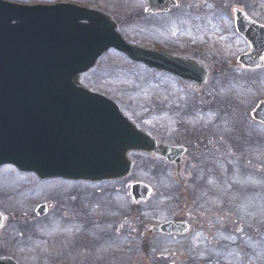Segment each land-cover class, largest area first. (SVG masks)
Instances as JSON below:
<instances>
[{"label": "water", "instance_id": "95a60500", "mask_svg": "<svg viewBox=\"0 0 264 264\" xmlns=\"http://www.w3.org/2000/svg\"><path fill=\"white\" fill-rule=\"evenodd\" d=\"M150 2L154 12L175 5ZM236 26L252 47L239 62L263 66L264 28L242 14ZM110 49L187 80L202 82L206 75L197 61L128 45L113 20L98 11L24 8L0 0V165L13 164L42 179L98 182L126 176L130 151L154 148L113 102L80 83ZM253 118L264 123V104ZM131 193L138 200L150 189L137 184Z\"/></svg>", "mask_w": 264, "mask_h": 264}, {"label": "rangeland", "instance_id": "374dc122", "mask_svg": "<svg viewBox=\"0 0 264 264\" xmlns=\"http://www.w3.org/2000/svg\"><path fill=\"white\" fill-rule=\"evenodd\" d=\"M24 1L34 2V0ZM179 1L183 4V7L192 2V0ZM208 1L209 8L199 12L200 6L208 4ZM238 1L206 0L196 5L199 7H193L185 14L171 11L167 16H157L145 25L134 15L138 2L143 6L145 5L143 0H111V2L101 0L100 3L97 2V5L115 16L116 13L126 16L121 21L120 31L129 43L149 50H156L160 45L167 43L166 46L168 47L165 51L168 53L174 55L176 52H181L186 56L184 58H190L193 55L194 58H198L208 64L210 68L215 69L218 64H226L228 67L235 68L233 62L235 63L240 54L248 51V46L244 41L232 40L234 38L232 9L237 8L243 11L249 19L264 26V5H253L259 0H251V4L249 0H245L244 4H237ZM93 3L96 4V1ZM140 17L143 18L142 13ZM217 36L221 37V41H224L226 47L213 43L209 45V42H217ZM231 40L232 43H230ZM178 42L181 43L180 46ZM171 44L179 46L177 49H181V51L173 48ZM232 72L237 76L242 75L236 70ZM258 74L260 75L259 78L264 80V72ZM212 76L217 81L220 74L215 73V70H213ZM242 76L246 78V81L247 79L250 81L255 80V75ZM216 81L212 78L209 88L204 90L210 94L209 134H217L221 138H226L233 133L229 129L234 130L235 124L231 123L227 128L224 125L221 127L222 123L226 124L230 120L224 119L221 121V117L217 115L218 112L215 110L213 103L216 100L212 99L213 94L210 90ZM82 82L92 91L99 92L112 99L128 117L136 120L146 130L154 132L164 127L165 130L168 129L167 126H170L169 123L172 122L169 118L167 119L170 115L161 114L162 109L175 108L180 101H185V94L190 101L192 97L191 90L187 88L186 83L183 85L182 82L171 76L149 71L142 65L130 62L115 51L103 56L96 67L82 77ZM223 85L227 87L225 94H228V92L233 93L229 101L239 99L238 110L228 113L227 117L242 119L245 122L246 132L261 131L259 127L248 120L247 113L251 105H256L257 102L264 99V89H258L251 84L250 87H247L248 91L242 93L234 86L229 87L225 81L214 88H220ZM201 101L206 103L202 98ZM163 118L166 119L163 120ZM233 134H237V132ZM228 146L233 148L232 143ZM250 146L249 150L244 151V155L240 159L238 155L240 148L224 154L220 153L221 150L219 149L217 151L219 155L213 154V160L209 158V197L217 200L225 198L223 202H219L220 205L214 204L213 208L209 207V260L215 258L218 261L223 258L225 261L228 259L227 257L235 256V259L230 260L237 264H264V252H261L262 249L264 250V246L258 245L263 243L260 239L264 236V217L260 222H254L253 226V224L246 222L243 217L245 213L240 212L237 209L238 207H226L227 196L238 198L237 195H230L229 192H233L236 188L227 185L226 177L232 175L231 180L234 178V182L237 184L238 181L241 182L242 177L240 178V176L247 171L246 179L244 176V189L248 182L250 186L247 193H251V195L245 198V202L241 200V203L242 205L252 206L256 212L264 210V195L260 190L258 181L264 178V142L260 146L253 144H250ZM211 147L215 148L214 146ZM223 147L225 146L221 144L220 148ZM249 152L254 158L252 164L246 162V159H249L247 158ZM147 165L148 161H143L137 167L134 172V179L143 180L142 182L145 181L149 185H154L157 181L145 169ZM215 165L217 166L215 167ZM251 167L253 170H251ZM211 168L213 169L211 170ZM214 171L215 173L212 175ZM143 177H147L146 180ZM51 185H53L54 192L58 193L57 189L67 185V182L53 181ZM45 189L46 187L40 186L36 179L26 174H20L14 168L6 166L0 169V211H3L6 217L1 237L4 236L7 230H16L14 209L18 208L21 213L31 216L35 211V207L44 202V196L41 192ZM232 198H230L231 202H233ZM239 212L242 219L239 218ZM27 223L29 226H34L30 220ZM258 226L261 228L259 229ZM252 227H254V230ZM253 232L260 233L252 236L251 233ZM23 234H26V232L7 233L5 242L0 240V246L5 245L12 252L15 244L13 239ZM52 236L56 237L58 235L54 233ZM233 239H240L241 244L239 242L237 244L239 247L230 243ZM229 264H231L230 261Z\"/></svg>", "mask_w": 264, "mask_h": 264}, {"label": "flooded vegetation", "instance_id": "af4514ba", "mask_svg": "<svg viewBox=\"0 0 264 264\" xmlns=\"http://www.w3.org/2000/svg\"><path fill=\"white\" fill-rule=\"evenodd\" d=\"M11 1L98 9L86 0ZM201 91L203 87L195 95ZM173 135L170 141L168 132L154 138L158 145L185 149L180 169L156 153H131L133 170L122 180L67 182L57 193L53 180L31 176L46 187L39 206L45 205L47 214L38 218L34 211L28 217L34 226L19 231L26 234L17 236L12 252L1 245L0 258H14L16 264H209V127L198 123L188 134ZM143 161L157 181L156 190L135 204L130 187L142 182L134 179V172ZM167 223H174L173 229H155Z\"/></svg>", "mask_w": 264, "mask_h": 264}]
</instances>
